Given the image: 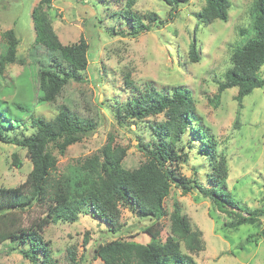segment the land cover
<instances>
[{
	"label": "rangeland",
	"instance_id": "374dc122",
	"mask_svg": "<svg viewBox=\"0 0 264 264\" xmlns=\"http://www.w3.org/2000/svg\"><path fill=\"white\" fill-rule=\"evenodd\" d=\"M126 1L52 0L48 15L54 33L63 46L77 44L83 39L88 44V66L81 73L80 83L69 81L55 102L39 105L36 104L37 63L31 56L35 35L30 16L38 0H0V51L4 43L2 33L13 29L19 39L17 56L24 60L23 65H8L0 76L3 100L36 104L34 115L45 120L52 119L65 105L80 116L91 118L98 126L91 135L68 147L64 155L56 154L57 165L50 175V190L55 192L65 185L70 167L82 169L83 177L77 185L64 186L68 199L98 188L102 178L100 168L87 161L98 156L107 139L125 148L126 156L121 163L124 169L137 168L146 160L144 152L137 147L138 142L149 141L148 124L161 121L162 116L144 122L116 123L115 107L125 102L132 92L123 83L124 77L129 75L135 87L141 90L148 85L161 91L172 87L190 91L200 125L205 126L215 142L216 155L226 160L224 190L242 206L260 209L264 205V90H253L241 103L235 100L236 88L216 98L217 82L230 67L233 47L247 37L240 36V30L249 27L253 0H228V21L216 20L207 25L198 23L194 17L204 7V0H190L180 5L174 9V17L170 20L168 14L173 7L163 0H134L131 11L143 17L150 27L136 38L126 34L129 23L112 17L125 7ZM149 15H155L156 20H150ZM191 43L195 44L197 53L194 62L189 58ZM35 54L38 60H44L46 55L41 47H37ZM260 75L264 79V67ZM33 131V124L26 116L10 136L22 139ZM192 143L187 158L181 156L172 168L177 174L195 178L208 188L206 174L214 160L209 159V163L207 156L199 152V142ZM16 161L20 162V168L16 167ZM30 170L25 150L0 142V187L13 188L22 184ZM175 206L191 226L202 233L203 250L198 253L184 251L195 264H264V242L259 235L263 218L233 229L226 225L235 219L220 212L209 199L195 192L183 194L173 185L163 201L166 216L159 221L140 218L133 211L120 208L118 231L90 215L81 214L72 224H49L42 236L48 241L57 264H103L94 258L98 244L114 240L147 244L150 237L145 229L154 226L158 227L160 241L164 242L170 234L169 216ZM41 217H44V206H32L22 213V223L28 225ZM11 247L9 242L0 245V264H30L18 247L13 250ZM70 254L74 262L69 260Z\"/></svg>",
	"mask_w": 264,
	"mask_h": 264
},
{
	"label": "trees",
	"instance_id": "16d2710c",
	"mask_svg": "<svg viewBox=\"0 0 264 264\" xmlns=\"http://www.w3.org/2000/svg\"><path fill=\"white\" fill-rule=\"evenodd\" d=\"M163 1L173 7L168 14L170 20L174 17V9L186 5L190 0ZM204 1V7L194 15L198 23L207 25L216 20L228 21V0ZM51 2L52 0H38L30 15L35 35V47H31V56L33 62L37 63L36 104L39 105L55 102L69 81L80 83L81 73L88 66V44L83 39L67 46L59 42L48 15ZM133 4L134 0H127L125 7L112 17L124 24L129 23L126 34L136 38L150 27L144 23L143 17L131 11ZM148 18L156 20L155 15H149ZM240 36L247 37L233 47L230 67L224 72L221 81L217 82L216 95L217 98L226 90L236 88L235 100L239 103L253 90H264V79L260 75V70L264 67V0L252 1L249 27L240 30ZM1 38L4 43L0 51V76L8 65L24 64V60L17 56L19 39L14 30L4 31ZM37 47L45 50L44 60L36 59ZM189 58L192 62L197 60L194 43L190 44ZM123 83L132 92L113 111V118L118 125L144 122L149 118L162 116L161 121L148 124L149 141L138 142L137 147L144 152L146 160L137 168L124 169L121 163L126 156L125 148L113 145V141L107 139L98 156L87 161L100 168V186L73 199L65 196L64 186L79 184L83 171L70 167L64 180L65 185L52 192L49 180L51 173L56 170V154L64 155L68 147L95 132L97 123L91 118L80 116L65 105L52 119L45 120L34 115L36 104L8 103L0 95V142L25 150L31 163V170L22 184L13 188L0 187V245L9 242L13 245L11 250L18 247L30 264H57L52 258L48 241H44L42 236L43 229L49 224H72L83 214L118 231L120 208L129 209L140 218L159 221L166 216L163 201L172 185L183 194L195 192L200 197L209 199L220 212L235 219L226 225L233 229L254 224L256 220L263 218L259 235L264 242V205L260 209L250 210L224 190L226 160L224 156L216 155L215 142L205 126L200 125L201 120L195 114L190 91L181 87L161 91L148 85L141 90L135 87L129 75L124 77ZM26 116L33 124V133L22 139L12 138L10 134ZM192 141L199 142V152L202 156H207L209 163V159L214 160L206 174L210 183L208 188L195 178L177 174L172 168L181 156L187 158V150L191 148ZM15 165L17 168L21 167L18 161ZM36 205L44 206V217L24 225L22 213ZM245 214L249 217H244ZM169 220L170 234L164 242L160 241L157 226L148 227L145 229L150 237L147 244L123 240L98 244L94 249V258H98L103 264H195L184 251H202V233L191 226L178 206L174 207ZM68 258L71 262L75 260L71 254Z\"/></svg>",
	"mask_w": 264,
	"mask_h": 264
}]
</instances>
